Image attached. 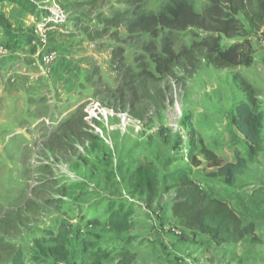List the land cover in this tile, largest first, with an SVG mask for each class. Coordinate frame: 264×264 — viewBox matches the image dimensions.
Returning a JSON list of instances; mask_svg holds the SVG:
<instances>
[{"label": "rangeland", "instance_id": "1", "mask_svg": "<svg viewBox=\"0 0 264 264\" xmlns=\"http://www.w3.org/2000/svg\"><path fill=\"white\" fill-rule=\"evenodd\" d=\"M171 1L0 0V264H264V35L244 22L252 63L216 68L201 47L211 33L150 27ZM242 81L262 116L253 156L234 123ZM202 148L245 158L233 185ZM145 165L154 200L136 186ZM180 177L253 222L256 241L184 228L171 212ZM57 243L66 263L48 252Z\"/></svg>", "mask_w": 264, "mask_h": 264}, {"label": "trees", "instance_id": "2", "mask_svg": "<svg viewBox=\"0 0 264 264\" xmlns=\"http://www.w3.org/2000/svg\"><path fill=\"white\" fill-rule=\"evenodd\" d=\"M152 22L149 24L151 28L163 26L185 29L192 26L211 33L202 40L201 47L205 50L207 61L216 68L250 65L253 60V49L247 38L245 23L250 30L255 32L261 30V34L264 35V0H206V6L201 13L196 12L188 0H173L158 15L152 17ZM222 36L243 39L225 47L221 44ZM168 53L172 54L170 51ZM242 85L247 93V102H242L236 107L234 123L245 137L250 156H253L261 148L262 116L256 111L253 89L245 81H242ZM193 149L194 147H191L189 157L197 163L192 153ZM202 152L211 166L217 167L218 172L230 185L235 183L236 176L246 165L245 158L239 154L235 162L224 163L210 150L202 148ZM135 178L138 190L147 191L150 199L154 200L158 189L153 169L149 165L139 167ZM172 187L175 196L171 212L180 219L184 228L207 235L215 245L237 243L246 236H252L253 241H256L253 222L244 223L227 202L209 196L193 180L180 177ZM108 223L117 230L129 228L123 216L119 218L112 215ZM48 252L55 262H67L68 254L63 243H57ZM133 259L132 256H128L126 264H130ZM11 264L25 263L22 262L20 255L15 253Z\"/></svg>", "mask_w": 264, "mask_h": 264}]
</instances>
